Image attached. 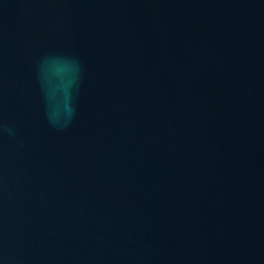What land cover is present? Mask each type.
Listing matches in <instances>:
<instances>
[{
    "label": "water",
    "instance_id": "water-1",
    "mask_svg": "<svg viewBox=\"0 0 264 264\" xmlns=\"http://www.w3.org/2000/svg\"><path fill=\"white\" fill-rule=\"evenodd\" d=\"M0 264H264V0H0Z\"/></svg>",
    "mask_w": 264,
    "mask_h": 264
},
{
    "label": "clouds",
    "instance_id": "clouds-1",
    "mask_svg": "<svg viewBox=\"0 0 264 264\" xmlns=\"http://www.w3.org/2000/svg\"><path fill=\"white\" fill-rule=\"evenodd\" d=\"M74 108L71 106V103L69 102L68 104L65 105L64 109H63V113L65 115V119L63 122H61L59 120V114H60V109L58 108H52L49 112H48V120L49 123L53 126V127H57V128H64L67 127L68 123L71 121L73 115H74Z\"/></svg>",
    "mask_w": 264,
    "mask_h": 264
}]
</instances>
